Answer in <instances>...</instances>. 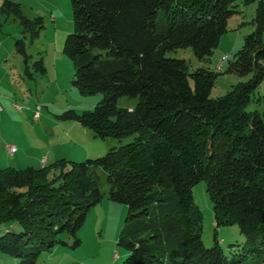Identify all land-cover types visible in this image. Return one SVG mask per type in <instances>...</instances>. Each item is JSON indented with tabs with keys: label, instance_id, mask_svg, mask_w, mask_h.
<instances>
[{
	"label": "trees",
	"instance_id": "trees-1",
	"mask_svg": "<svg viewBox=\"0 0 264 264\" xmlns=\"http://www.w3.org/2000/svg\"><path fill=\"white\" fill-rule=\"evenodd\" d=\"M253 1V0H246ZM73 29L63 52L74 68L72 84L82 94L101 93L93 109L64 111L94 136L132 141L104 155L40 168L0 167V251L16 264H36L77 232L88 211L107 197L124 203L127 215L117 245L128 251L121 264H264V0H258L254 29L228 61L226 71L247 80L211 97L218 73L208 66L190 70L183 58L168 56L191 48L200 61L210 57L237 0H70ZM1 12L18 20L22 36L14 48L25 72L27 45L42 27L21 4L4 0ZM33 65L45 72L42 59ZM122 96L137 98L132 107ZM253 103L255 108L247 110ZM205 182L212 203L213 244L202 239L203 212L193 186ZM236 225L245 240L225 253L216 236Z\"/></svg>",
	"mask_w": 264,
	"mask_h": 264
},
{
	"label": "rangeland",
	"instance_id": "rangeland-1",
	"mask_svg": "<svg viewBox=\"0 0 264 264\" xmlns=\"http://www.w3.org/2000/svg\"><path fill=\"white\" fill-rule=\"evenodd\" d=\"M3 1L0 0V6ZM257 3L258 0H237V12L228 19L227 31L221 35L210 61H200L189 47L167 53L168 56L185 59L190 70L208 66L216 71L218 75L210 92L211 97L225 94L233 84L249 77L226 69L228 61L242 47L244 38L254 29L252 19ZM22 6L27 17L41 19L42 27L33 42L27 45V52L31 55L28 63L31 75H28L22 56L14 48L15 39L22 36L23 27L0 9V167L12 166L7 154V145L11 143L18 146L19 153L26 151L38 158L49 152L54 157L52 163L64 159L65 169L72 161L97 158L112 147L132 141L133 135L102 139L94 136L93 131L81 122L60 117L69 109L77 113L93 109L102 98L101 93L82 94L72 84L73 64L63 52L66 35L73 29L70 0H24ZM38 58L42 59L44 73L37 71L33 65ZM258 90H264V82ZM136 103L137 98L122 96L118 99V105L122 107H132ZM17 104L21 109L17 108ZM38 105L41 106L40 117L35 120L32 114ZM254 108L253 103L247 106V110ZM97 175L104 196L88 211L85 222L78 230L80 244L72 246L74 239L64 235L66 243L41 253L36 264H121L127 256L128 251L117 245L127 206L107 197L106 176L100 169ZM193 195L203 212V242L211 246L215 225L204 181L193 186ZM5 228L21 229L17 223L3 224L0 234ZM216 236L227 254L237 249L231 244H242L245 240L236 225L218 227ZM17 261V258L0 251V264H16Z\"/></svg>",
	"mask_w": 264,
	"mask_h": 264
},
{
	"label": "crops",
	"instance_id": "crops-1",
	"mask_svg": "<svg viewBox=\"0 0 264 264\" xmlns=\"http://www.w3.org/2000/svg\"><path fill=\"white\" fill-rule=\"evenodd\" d=\"M13 1L20 2L21 8H23L22 1H24V0H13ZM15 38H16V36H14L13 39H15ZM1 45H2V43H1ZM7 54H9V51H7ZM3 60L6 61L7 58H3ZM8 145H15L17 147L16 151L14 153H10L8 150ZM8 145H7V154H8V156H10L9 164L16 167V168H26L29 166H32L35 168H40V167H43L44 165H48L54 161L53 160L54 157L50 156L49 152H48V154H46V156H42V157L38 158L37 156H34L33 154H29L26 151L19 153L18 146L15 143H11ZM42 159H45V163H42Z\"/></svg>",
	"mask_w": 264,
	"mask_h": 264
},
{
	"label": "built area",
	"instance_id": "built-area-1",
	"mask_svg": "<svg viewBox=\"0 0 264 264\" xmlns=\"http://www.w3.org/2000/svg\"><path fill=\"white\" fill-rule=\"evenodd\" d=\"M17 108L21 109V106H20L19 104H17ZM40 110H41V106L38 105V106L36 107V109L33 111L32 116H33V118H34L35 120H38V119H39V117H40ZM16 149H17V147H16L15 145H8V150H9L11 153H14V152L16 151ZM44 162H45V159H42V163H44Z\"/></svg>",
	"mask_w": 264,
	"mask_h": 264
},
{
	"label": "bare ground",
	"instance_id": "bare-ground-1",
	"mask_svg": "<svg viewBox=\"0 0 264 264\" xmlns=\"http://www.w3.org/2000/svg\"><path fill=\"white\" fill-rule=\"evenodd\" d=\"M10 152V151H9ZM11 153V152H10Z\"/></svg>",
	"mask_w": 264,
	"mask_h": 264
}]
</instances>
